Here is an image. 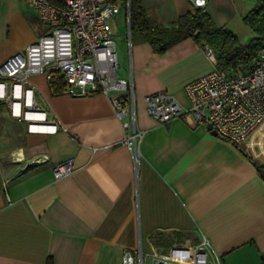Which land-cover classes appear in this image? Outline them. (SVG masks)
Instances as JSON below:
<instances>
[{
  "label": "crops",
  "instance_id": "0c3cea01",
  "mask_svg": "<svg viewBox=\"0 0 264 264\" xmlns=\"http://www.w3.org/2000/svg\"><path fill=\"white\" fill-rule=\"evenodd\" d=\"M141 3L162 27L193 9L187 0ZM254 5L209 0L206 9L246 44L254 33L243 17ZM124 20L118 46L114 30L113 40L144 132L137 161L109 96L52 95L43 74L31 76L34 100L57 132L29 133L2 102L14 121L0 111V264H120L124 251L158 253L201 237L223 264H264V147L256 133L242 147L184 117L152 118L146 95L165 91L188 107L185 86L214 65L192 38L156 53L128 35ZM45 30L26 2L0 0V64ZM70 158L75 170L55 179L52 166Z\"/></svg>",
  "mask_w": 264,
  "mask_h": 264
},
{
  "label": "built area",
  "instance_id": "2783aa9c",
  "mask_svg": "<svg viewBox=\"0 0 264 264\" xmlns=\"http://www.w3.org/2000/svg\"><path fill=\"white\" fill-rule=\"evenodd\" d=\"M37 14L45 32L0 64V101L10 115L27 124L29 133L57 132L34 100L29 78L43 74L48 83L59 76L69 95L101 93L109 96L116 117L122 122V143L137 161L144 132L136 125V98L132 79L118 77V61L111 21L122 11L128 35L130 0H22ZM192 8H206L209 0H187ZM213 69L185 86L189 106L183 107L170 94L159 91L143 100L147 113L165 124L184 117L193 125H211L216 136L244 146L264 129V47L249 71L230 73L216 66L210 46H203ZM117 92L118 95H111ZM210 131V130H209ZM75 170L72 158L55 163L52 173L59 179ZM149 259V260H148ZM120 264H223L205 237L195 244H176L165 251L146 254L140 247L124 251Z\"/></svg>",
  "mask_w": 264,
  "mask_h": 264
},
{
  "label": "trees",
  "instance_id": "16d2710c",
  "mask_svg": "<svg viewBox=\"0 0 264 264\" xmlns=\"http://www.w3.org/2000/svg\"><path fill=\"white\" fill-rule=\"evenodd\" d=\"M62 5L63 0H49ZM244 24L252 30L254 37L241 43L226 27L218 25L206 8H194L169 27L155 25L148 17L141 0H130V35L147 42L156 53H162L172 45L192 38L203 47L210 46L216 58V66L230 73L251 70L264 47V0H255L254 7L243 17ZM52 95L65 92V84L59 76L50 83ZM48 264H51L48 262Z\"/></svg>",
  "mask_w": 264,
  "mask_h": 264
},
{
  "label": "rangeland",
  "instance_id": "374dc122",
  "mask_svg": "<svg viewBox=\"0 0 264 264\" xmlns=\"http://www.w3.org/2000/svg\"><path fill=\"white\" fill-rule=\"evenodd\" d=\"M116 18V23H117V26L118 27H116V23L112 20L111 21V26H112V29L114 30V31H117L118 33L120 32V31H122L123 29H124V26H125V20H124V16H123V12H121L117 17H115ZM117 28V29H116ZM120 35H121V33H119V34H117V36H116V38H115V41H116V43H117V46H118V44L120 43ZM0 111L1 112H4V119L5 120H13L12 118H10L9 116H8V114H7V108L5 107V105L4 104H2V102L0 101ZM14 121V120H13ZM255 141L256 142H260V146L261 147H264V129H261L260 131H258L257 133H256V137H255ZM260 146H258V148L260 147ZM149 260V259H148Z\"/></svg>",
  "mask_w": 264,
  "mask_h": 264
},
{
  "label": "water",
  "instance_id": "95a60500",
  "mask_svg": "<svg viewBox=\"0 0 264 264\" xmlns=\"http://www.w3.org/2000/svg\"><path fill=\"white\" fill-rule=\"evenodd\" d=\"M207 129L210 130V132H211L212 134L216 135V132H215L214 130H212V127H211L210 124L207 125ZM259 173H260L261 177L264 178V167H261V168L259 169Z\"/></svg>",
  "mask_w": 264,
  "mask_h": 264
}]
</instances>
